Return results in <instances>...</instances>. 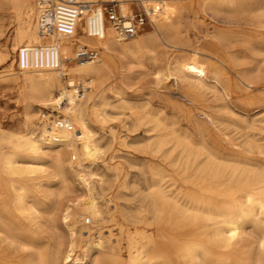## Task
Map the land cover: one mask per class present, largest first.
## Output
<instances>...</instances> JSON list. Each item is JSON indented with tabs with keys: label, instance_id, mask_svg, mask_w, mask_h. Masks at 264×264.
<instances>
[{
	"label": "bare ground",
	"instance_id": "bare-ground-1",
	"mask_svg": "<svg viewBox=\"0 0 264 264\" xmlns=\"http://www.w3.org/2000/svg\"><path fill=\"white\" fill-rule=\"evenodd\" d=\"M14 1L16 16L12 47L18 52V70L24 75L31 102L24 114V131L18 135L15 133V136L0 133V264H80L78 258L72 257L77 237L69 224L71 208L68 207L63 216L70 241L62 260L58 255L60 248L49 250L44 242L43 228L46 218H50L52 213L49 199L67 188L66 156L74 160L78 156L77 169L73 168V162L68 165L87 188L89 198L83 206L92 218L100 216L93 190L87 181L91 175L84 168V161L100 150L89 125V112L95 118H101L94 106L95 99L102 95L103 90L97 82L112 74L116 59L142 51V44L136 39L138 33L126 39L130 42L120 44L125 40L119 39L106 17L103 4L118 3L121 14L127 17L126 13L131 9L129 3H141L148 19L152 18L156 23H152L154 32L149 36V44L159 43L172 50L182 49L183 30L179 23L169 24V16H179L185 6L178 4L182 0H86L88 9L76 20L72 31L42 37L38 32L37 1L36 6L34 0ZM240 2L242 0H205L200 8L202 12L214 15L221 9L231 10ZM63 19L68 21V18ZM79 28L82 31L80 37ZM74 46H88L97 52V59L68 65L76 60ZM194 55L198 56L199 53ZM198 60L197 57L186 60L179 56H168L157 74L187 88H214L229 96V78L223 72L227 68L235 70L244 89L253 88L248 76L236 69L235 57L227 59L223 54L213 52L205 64L199 65ZM249 73L257 74L261 70L250 68ZM66 75H69L67 86L62 84ZM76 83H85L87 86H84L83 93L86 89L87 93L75 95L73 87ZM110 90L118 99L113 102L102 100V106L135 109L130 101L121 97L120 84H115ZM57 96L60 98L56 99ZM62 100H66V105L61 114L47 117L43 113L41 122L35 123L32 102L55 112V107ZM132 115H135L133 111ZM57 116L69 118L74 131L50 130L49 122ZM206 117L210 124H214L211 115L207 114ZM160 124V121L157 122L158 126ZM254 128L252 144L237 152L232 166L220 163L219 157L213 153L198 163L205 149L195 150L189 138L175 135L177 155H173L174 149L167 156L175 158L173 165L184 174L181 179L184 192L173 195L164 187L161 179H156L152 186V199L157 219L162 226L176 234L172 237V244L162 248L160 240L152 242L154 252L146 258L139 256L140 248L132 247L129 264H170L169 257L174 251L182 264H264V119L256 121ZM54 135L59 137V143L52 142ZM157 137L154 148L158 151L166 145V141L162 139L163 136ZM5 142L10 144L7 153L1 149ZM159 173L157 170L155 175ZM56 178L58 182L54 180ZM79 217L83 218L82 215ZM86 234L91 237L90 230ZM95 238L97 255L94 264H122L115 259L116 256L113 258L114 255L111 257L101 253L100 237L97 235ZM89 248L90 244L84 251Z\"/></svg>",
	"mask_w": 264,
	"mask_h": 264
},
{
	"label": "rangeland",
	"instance_id": "rangeland-1",
	"mask_svg": "<svg viewBox=\"0 0 264 264\" xmlns=\"http://www.w3.org/2000/svg\"><path fill=\"white\" fill-rule=\"evenodd\" d=\"M34 1L36 6L37 0ZM204 1H179V5L185 6L181 9L180 17L169 16V24L179 23L182 26L183 46L180 50H172L159 43L149 44V36L154 32L152 23H156L154 19H148L141 3H129L131 9L126 13L127 17L142 13L145 19L136 36L142 44V51L137 55L119 56L116 59L112 74L97 82L103 90L102 95L95 99L94 106L101 118L97 119L89 112V125L100 150L84 161V168L91 175L87 181L93 190L100 216L92 218L83 206L89 198L87 188L68 165L73 162V168L77 169L78 156L75 160L66 156L67 188L60 195L49 199V210L52 213L50 218H46L43 228L44 242L49 250L60 248L58 255L61 260L70 241L69 231L63 223L68 207L72 211L69 224L77 237L72 257L78 258L80 264H94L97 235L102 245L101 253L111 257L114 255L113 258L116 256L115 259L122 264H129L132 247L140 248L139 256L146 258L154 252V241L160 240L161 248L172 244L176 232L164 225L163 228L157 219L152 186L154 180L161 179L171 194L181 195L184 192L181 180L184 174L173 165L175 158L168 157L173 153L172 150L175 149L173 155L178 152L175 135L189 138L195 150L205 149L198 163L213 153L219 157L220 163L232 166L231 162L236 159L237 152L252 144L256 121L264 119V0H242L231 10L221 9L214 15L202 12L200 4ZM115 4L118 7V3ZM15 7L14 0H0V133H8L9 136L24 131V114L31 102L24 75L18 70V52L12 47ZM81 34L79 28L78 37ZM130 41L125 40L120 44L125 45ZM85 48L90 49L88 46ZM77 49L74 46V54ZM213 52H219L227 59L235 57L236 69L248 76L253 88L244 89L235 70L227 68L223 72L229 78V96L214 88H187L157 74L168 56H179L186 60L197 57L198 64L203 65L210 60ZM76 63L73 60L68 65ZM250 68L259 69L261 73L251 74ZM68 81L69 75H66L62 84L67 86ZM115 84H120L121 97L130 101L134 110L101 105L102 100L113 102L118 99L111 90L108 91ZM68 89L73 91L70 87ZM32 104L37 124L41 122L43 113L47 117L61 114L66 100L55 107V112L34 102ZM132 111L135 115H132ZM207 114L211 115L214 124L208 122ZM159 121L161 124L158 126ZM157 136H163L162 139L166 141V145L158 151L154 148ZM9 148L10 144L2 143L4 153ZM157 170L159 175H155ZM54 180L58 182L57 178ZM86 219L90 223L87 224ZM88 230L91 237L86 234ZM88 244L91 248L85 252ZM169 263L182 264L175 251L170 255Z\"/></svg>",
	"mask_w": 264,
	"mask_h": 264
},
{
	"label": "built area",
	"instance_id": "built-area-1",
	"mask_svg": "<svg viewBox=\"0 0 264 264\" xmlns=\"http://www.w3.org/2000/svg\"><path fill=\"white\" fill-rule=\"evenodd\" d=\"M37 7L39 9L38 32L42 37H49L57 32L67 34L72 31L76 20H79L83 12L88 9V3L86 0H37ZM104 9L108 21L112 24L121 40L134 37L144 25L145 19L142 13L132 17H125L115 3H110ZM63 18H68V21ZM97 56L96 51L85 47L78 48L75 52V59L78 62L94 61ZM73 89H75V95H82L84 84L78 83ZM49 129L66 132L74 131L69 118L64 116H57L50 120ZM51 140L53 143L60 142L59 137L55 135ZM85 222L88 224L90 220L86 219Z\"/></svg>",
	"mask_w": 264,
	"mask_h": 264
}]
</instances>
